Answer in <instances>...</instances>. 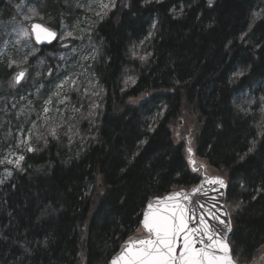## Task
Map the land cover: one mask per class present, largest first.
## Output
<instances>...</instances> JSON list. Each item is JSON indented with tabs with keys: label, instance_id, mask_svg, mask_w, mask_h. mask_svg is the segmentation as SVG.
<instances>
[{
	"label": "trees",
	"instance_id": "16d2710c",
	"mask_svg": "<svg viewBox=\"0 0 264 264\" xmlns=\"http://www.w3.org/2000/svg\"><path fill=\"white\" fill-rule=\"evenodd\" d=\"M115 2L92 24L99 107L82 111L79 140L37 148L0 185V264H109L140 236L150 201L198 184L170 133L184 116L197 127L194 157L226 179L230 255L254 263L264 247V0ZM46 6L54 17V0ZM10 74L0 62V96Z\"/></svg>",
	"mask_w": 264,
	"mask_h": 264
},
{
	"label": "rangeland",
	"instance_id": "374dc122",
	"mask_svg": "<svg viewBox=\"0 0 264 264\" xmlns=\"http://www.w3.org/2000/svg\"><path fill=\"white\" fill-rule=\"evenodd\" d=\"M0 62L11 74L12 92L0 96V185L22 169L27 155L49 143L70 147L78 141L79 118L85 109L99 107L98 86L91 74L95 51L89 45L92 24L115 8V0H54L55 14L47 15V0H0ZM39 23L57 34L50 50L40 51L30 34ZM51 25L50 28L45 24ZM26 29L28 36L19 34ZM71 33V35H69ZM26 71L20 84L13 75ZM146 99L129 100L137 107ZM172 140L195 155L197 127L191 117H179L170 127ZM29 147L32 151H29ZM24 159L15 162L19 157ZM197 169L217 176L205 161L195 157ZM200 176L201 170L195 172ZM220 176V175H218ZM222 177V176H221ZM225 181L226 179L222 177ZM182 191V190H181ZM141 235V231H140ZM264 247L252 264H260Z\"/></svg>",
	"mask_w": 264,
	"mask_h": 264
},
{
	"label": "snow or ice",
	"instance_id": "6c2138e0",
	"mask_svg": "<svg viewBox=\"0 0 264 264\" xmlns=\"http://www.w3.org/2000/svg\"><path fill=\"white\" fill-rule=\"evenodd\" d=\"M32 33L36 43H40L42 39L51 42L56 37L55 32L49 31L40 24L32 25ZM19 34L29 35L26 29H20ZM24 75L23 71L20 72L15 82L20 83ZM28 150L32 151L30 147ZM189 154L191 156V149ZM23 159L24 157L20 156L15 163L18 165ZM212 183L224 187V181L221 179H216ZM200 191L199 187L194 188L192 195L195 196ZM182 200H189V197L179 192L158 199L155 206L150 203L149 211L145 212L142 221L147 237L130 241L123 254L117 260H113L112 264H232L230 248L225 242L223 230L212 222L218 221V224L226 227L230 225L212 212H208L207 216L201 212L197 219L194 209L189 210L181 203ZM189 202L194 206L198 203V201ZM199 207L203 209L205 205L200 204ZM190 217L195 227L189 228ZM181 236L183 246L177 255L176 241ZM196 237H199L203 247H195Z\"/></svg>",
	"mask_w": 264,
	"mask_h": 264
},
{
	"label": "water",
	"instance_id": "95a60500",
	"mask_svg": "<svg viewBox=\"0 0 264 264\" xmlns=\"http://www.w3.org/2000/svg\"><path fill=\"white\" fill-rule=\"evenodd\" d=\"M33 24H39V23H33ZM33 24L30 25L29 30H30V34H31L32 40H33V42L35 43L36 46H38V47L49 46V45L54 44L57 41L58 37H57V34H56V37L54 39H52L51 42H49L47 39H42V41L40 43H36L35 37H34V33H32V25ZM41 26H43V25H41ZM44 28H46V27H44ZM46 29H48V28H46ZM48 30L51 31L50 29H48ZM51 32H53V31H51ZM20 72H22V71H19V72L15 73L13 75V81H14L15 84H17L15 82V80H16L17 75ZM23 72L26 75V71H23ZM25 75H24V77H25ZM24 77L20 80V83L22 82ZM20 83H18V84H20ZM186 155H187V160L186 161H187V164L190 167L191 172L195 173L197 170H201L200 180H199L197 185H195L194 187L190 188L187 191L186 190L176 191V192H172V193H170V194H168L166 196L172 195L174 193L182 192L186 196L189 197V200H182L181 203L185 204L188 207L189 210H193L194 209L197 219H198L199 215L201 214V212H203L206 216H207L208 212H212L216 216H218L220 219L224 220L226 222V224L230 225V227H226L225 225L218 224V221H213L212 223H216L217 226L220 229L223 230L224 237H225V242L228 244V239H229V236H230V233H231V219H230L229 213H228L226 205H225V196H226L227 183L221 176H218V175L217 176H209V175L205 174L204 173V166H200L197 169H195L194 166L196 165V163H195L194 154L191 152V156H190L189 150H187L186 151ZM190 159L192 161L191 163H190ZM216 179L223 180L224 181V187H221L219 184L212 183V181H214ZM197 187H199L201 189V191L199 193H197L195 196H193L192 195V190L194 188H197ZM166 196H164V197H166ZM164 197L153 199L152 201H150L148 203V205L151 203V204H153V206H155L157 200L158 199H163ZM189 201H198V203H196L195 206H194ZM200 204H204L205 208L201 209L199 207ZM148 205L146 206V208H145V210L143 212L142 220H141V223H140L141 235L127 239L125 241V243L119 248L118 252L111 258L109 264H112L113 260H117L123 254L125 249L128 247L130 241H137L139 239H143V238L147 237L148 234L145 232V230L142 227V221H143L145 212L149 211ZM195 226L196 225L191 223V217H190L189 228H192V227H195ZM205 242H207V240H205ZM176 244H177V255H179V251H180V249L183 246L182 236H181V238H179L176 241ZM195 247L196 248L203 247V244H201L199 242V237H196ZM230 258H231L232 264H236L234 262V260L232 259L231 255H230ZM260 264H264V257L262 258Z\"/></svg>",
	"mask_w": 264,
	"mask_h": 264
}]
</instances>
